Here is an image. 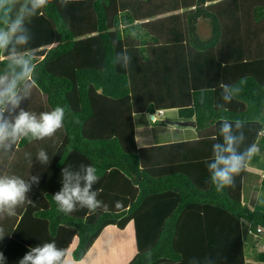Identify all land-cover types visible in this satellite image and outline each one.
Wrapping results in <instances>:
<instances>
[{"label": "trees", "instance_id": "obj_1", "mask_svg": "<svg viewBox=\"0 0 264 264\" xmlns=\"http://www.w3.org/2000/svg\"><path fill=\"white\" fill-rule=\"evenodd\" d=\"M29 28L38 67L21 107L61 106L65 118L53 136L0 154V172L39 177L17 214L0 216L4 264L51 241L80 260L107 226L130 223L137 251L125 264H264V205H249L248 170L218 192L207 167L224 119L243 123L241 150L264 136V0H50ZM124 51L127 67L115 62ZM224 84L241 88L227 103ZM183 107L196 137L138 146L136 114L157 122L160 110ZM41 149L47 165L36 161ZM81 165L97 170L107 211L58 210L62 169Z\"/></svg>", "mask_w": 264, "mask_h": 264}, {"label": "clouds", "instance_id": "obj_2", "mask_svg": "<svg viewBox=\"0 0 264 264\" xmlns=\"http://www.w3.org/2000/svg\"><path fill=\"white\" fill-rule=\"evenodd\" d=\"M49 3L50 0H0V154L4 156L14 155L17 143L24 139L43 140L63 127L64 107L56 106L39 115L21 107L32 95L38 67L35 58L27 54L32 40L29 24ZM65 3L66 0H61L62 5ZM130 60L126 51L118 53L115 58V62H122L124 67ZM244 83L246 78L241 79L240 85ZM222 89V99L226 103L241 91L238 85L224 84ZM242 129L240 120H236L233 126L224 119L220 127L222 141L212 146V158L207 167L210 182L218 192L234 186L235 177L246 171L252 159L260 154L255 143L241 150L246 139ZM35 158L41 165L50 162L43 149ZM61 177L62 187L52 196L60 212L70 214L77 210L78 205L93 213L101 207L107 211V205L97 199L98 192L93 190V185L99 180L93 166L81 165L77 171L64 167ZM38 182V176L25 180L0 172V216H15L16 209L28 200L32 185ZM260 202L264 203V200ZM4 236L0 228V239ZM0 262H5L2 252ZM18 264H78V261L68 249L57 247L56 242L51 241L31 247Z\"/></svg>", "mask_w": 264, "mask_h": 264}, {"label": "rangeland", "instance_id": "obj_3", "mask_svg": "<svg viewBox=\"0 0 264 264\" xmlns=\"http://www.w3.org/2000/svg\"><path fill=\"white\" fill-rule=\"evenodd\" d=\"M198 32L201 36L206 35L208 32V24L206 21L200 20ZM169 113H171V111L168 112V114ZM139 115H141L139 117H146L144 113H139ZM166 127L171 128V126L168 125H166ZM171 134L173 137H179L180 139L192 138L197 135L196 129L192 125L185 126L183 130L180 126H176L174 129L171 128ZM258 144L264 145V136L260 137ZM261 152L259 161L264 162V151ZM253 167L254 166H250L251 169H254ZM255 170L259 179L260 175L264 176V171L259 169ZM257 185H261V187L260 189L254 188L255 190L252 191V199L255 198V202L253 201L255 206L258 204V206L262 207L264 203H258L259 198L257 199L256 197L260 196V193L263 192L262 188L264 187V182L261 184L259 182ZM89 251L90 252L86 254L84 260L80 261L81 264H125L137 251L132 224H128L124 229H119L114 225L107 226Z\"/></svg>", "mask_w": 264, "mask_h": 264}, {"label": "crops", "instance_id": "obj_4", "mask_svg": "<svg viewBox=\"0 0 264 264\" xmlns=\"http://www.w3.org/2000/svg\"><path fill=\"white\" fill-rule=\"evenodd\" d=\"M162 110H163V115L159 117V120L157 122H153L148 116V114L146 113H144L146 117H139L141 116L139 114H136L134 116L135 138H136V142L138 146H146V145H151L153 143H159V142H165V141H171V140H179L180 139L179 137H173V135L171 134V128L174 129L176 128V126H180L182 127V130H183L185 126L190 125V124H187V121H189L190 118L193 116L192 107H183V108H179L176 110L172 109L168 111L165 109H162ZM170 111L171 113L168 114V112ZM166 125L171 126V128L166 127ZM196 134L198 135L197 130H196ZM181 139H186V138H181ZM256 145L258 146V143H256ZM259 149H260V154H261L262 153L261 151H264V148H261L260 146ZM256 162L257 161H251L250 166H254L253 167L254 169H251L249 166V168L247 169L249 174L246 175L244 179L245 194L247 195V200L249 201V205L252 207L255 204L253 203L255 198L252 199V191L255 190L254 188L260 189L261 185L258 186L257 183L260 182L261 184L262 182H264L263 176L260 175V179H259L258 174L256 173V170H255V169H259L261 171H264V166H260L256 164ZM262 189H263V192L260 193L261 195L256 197L257 199L259 198L258 203L264 200V187ZM89 250L86 254L90 252ZM85 256L82 259L77 260L78 264H81L80 261L84 260Z\"/></svg>", "mask_w": 264, "mask_h": 264}, {"label": "built area", "instance_id": "obj_5", "mask_svg": "<svg viewBox=\"0 0 264 264\" xmlns=\"http://www.w3.org/2000/svg\"><path fill=\"white\" fill-rule=\"evenodd\" d=\"M160 112L162 113L163 111L162 110H160ZM263 134V133H262ZM260 229V228H259Z\"/></svg>", "mask_w": 264, "mask_h": 264}]
</instances>
